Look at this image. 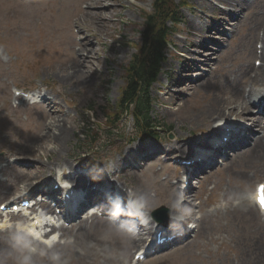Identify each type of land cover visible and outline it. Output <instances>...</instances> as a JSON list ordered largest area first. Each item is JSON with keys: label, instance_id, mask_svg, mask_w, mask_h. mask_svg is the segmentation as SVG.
Returning a JSON list of instances; mask_svg holds the SVG:
<instances>
[{"label": "rangeland", "instance_id": "obj_1", "mask_svg": "<svg viewBox=\"0 0 264 264\" xmlns=\"http://www.w3.org/2000/svg\"><path fill=\"white\" fill-rule=\"evenodd\" d=\"M178 1L184 4L180 9L183 21L176 26V32L171 36L174 47L169 46L166 50L168 58L151 92L155 98L154 112L158 119H163L165 124L172 125L170 128L172 139L184 137L180 132L182 129L178 127L180 124H185L186 146L198 145L195 148H199L204 144L207 133L195 130L202 127V123L211 122L213 119L207 114V109L214 106L208 103V99L214 97L218 91L215 81L220 80L223 75L231 79L246 62L252 66L256 59L260 62L253 49H257V52L259 50V43L255 39L259 27L264 23V0L252 4L251 14L250 12L247 14L245 10L240 13L239 21L234 23L231 33L227 36L221 32L219 40L221 44L217 46H214L213 42L206 44L208 49L203 50L211 51L206 56L201 55L197 44L202 42L203 38L215 37L212 31L222 23V18H217V15H220L219 11L213 8L211 2L217 0H173V3ZM150 4L151 0H103L98 4L78 2L81 18L87 24V29L92 32L97 28L100 30L99 41L89 46L93 51V57L86 60L91 63L88 67L81 64L60 65L57 60L56 63L44 65V68L38 66L30 71L26 70L25 62L20 60L18 53L24 54L27 58H35V54L30 50L33 45L29 47L26 44L32 36L29 31L33 35L38 31H46V35H50L46 23L54 17L53 14H56L57 10H54L52 2L48 0L41 2L14 0L3 7L0 5V202L22 194L18 188L24 179L22 172L25 168L30 171V177L34 178L31 182L34 183L48 177L46 163L49 159L55 168L61 162L70 161L77 164L83 162L81 156L78 158L73 156L74 145L84 130L82 120L85 118L92 123L103 121L106 112L103 103H111L119 96L125 83V70L123 72L120 65H124L135 50L143 19L141 9L148 11ZM230 10L233 11L231 8ZM104 16L108 21H104ZM33 24L36 26H32ZM72 29L73 27H70L69 31ZM89 39L94 40L92 36ZM124 39L128 41L125 42ZM205 57H210L211 60H208L210 62L203 61ZM201 62L209 64L206 69H198ZM69 67L78 70L64 72V69L70 70ZM183 74L187 76H182ZM14 85L23 89L43 87L50 106L54 105L67 112L63 122L70 135L65 143L59 139L38 141L30 137L31 127L38 124L40 113L37 107L30 105L29 102L14 98L12 93ZM179 97L182 99L179 101L178 110L171 112L170 105L166 102L171 103ZM88 105H91L94 111L87 110ZM123 123V130L128 136L126 142L131 148L140 149L155 142L154 139L149 138H132L135 134L132 132L130 117H127ZM98 126L102 125L98 124ZM53 132H56V129ZM167 133L168 128L163 130L164 136L159 140H172L167 137ZM50 134L53 137L52 132ZM115 142L119 143V140ZM109 160L110 158L108 162ZM233 162L212 173L209 183L204 186V190L208 193L210 190L215 191L217 196L213 197L212 202H208L205 192L200 193V188L198 189V198L195 197L194 204L200 210L198 214L201 222L194 242L179 251L167 249L148 260V264H226L227 261L236 259L241 246L245 245L241 241L234 243L235 230L240 238L244 235L249 240L244 241L246 244L255 246L253 248L255 251L250 256L253 258L245 259L251 260L249 264H257L255 261L259 259L257 255L259 243L254 235L247 233L249 225L244 219L226 213L223 208L229 202H242L248 198L254 184L264 180V155L262 153L256 155L248 151L240 155L239 160ZM39 166L44 167V174L36 172ZM93 171L100 174L103 168H93ZM150 172L154 177V170ZM172 172V168H164L159 176L170 181ZM151 181L161 183L158 178H152ZM148 193L152 196L150 191ZM155 206L153 205L152 210ZM12 235L15 236L14 232ZM219 235L225 242L222 247L217 243ZM27 239L29 248L35 250L32 241ZM86 240L90 242L86 252L79 257L73 255L66 264H119L121 258L128 259L126 253L122 252L129 241V236L124 241L119 235L109 233L106 235L100 230H95L89 237L86 236ZM62 241L59 239L58 242ZM29 248L24 249L29 250ZM53 253L51 252L50 256ZM24 256H26L25 252L20 254L18 247H12L10 243L0 246V264H19V260ZM258 264H264V259Z\"/></svg>", "mask_w": 264, "mask_h": 264}, {"label": "bare ground", "instance_id": "obj_2", "mask_svg": "<svg viewBox=\"0 0 264 264\" xmlns=\"http://www.w3.org/2000/svg\"><path fill=\"white\" fill-rule=\"evenodd\" d=\"M13 0H0L1 7L3 5H6L7 3L11 2ZM230 5L236 6L237 8L241 9L242 6L245 4L243 0H224ZM64 16L70 21L72 25H78L81 24V20L78 17V8L72 7L68 3H64L62 5ZM108 21L107 18H104V21ZM261 35H257L256 38L261 42V50L259 54V58L261 60V64L255 68L253 66H250V64H245V66L239 70L237 73L234 74V76L231 79H227V77H223L221 80H218L215 82L216 90H218L214 97H210L208 99V103L214 104L213 107H209L207 109V114L213 118L212 123L216 119H225L229 116H233L235 118H240L242 120H249L251 125L256 126L255 128H258L259 132H255L253 138H252V144L249 145L248 150L251 152H255L256 155L259 153H262L264 155V125H261L262 117L260 114L262 110H264L261 105L263 97H264V27L261 28ZM43 36H39L37 39L33 40L32 43H38L43 40ZM73 40H69L68 42L61 41L60 42V57L57 59H48L46 60V55L43 58L37 59L35 62L37 66H44L46 64H52L56 63L58 60L62 64H67L72 59L73 55ZM86 43H79V49L77 51L84 50L87 55H91L92 52L86 48ZM79 63H82L84 67H88V64L90 61H83L78 60ZM70 70L66 71H73L76 72L77 68H71ZM70 73V72H66ZM60 76V75H57ZM245 84V85H243ZM243 85V86H242ZM249 85L248 88L245 86ZM257 99L255 102L251 99ZM40 105L41 102H39ZM206 105V104H204ZM258 107L257 114L249 115L252 111V108ZM207 106V105H206ZM205 106V107H206ZM65 115L60 111L59 109H47L46 111L42 110V115L38 118V124L34 127V131L31 134L32 139H37L38 141L42 140H62L65 141L68 139L70 132L67 130V126L64 124ZM210 122L208 123H202V126H209ZM54 129H56V132H53ZM261 130V131H260ZM234 130H227L224 129L221 131L223 134H227L229 136V140L226 142H221L218 144L216 148L211 149L210 154H221L222 150L227 147H234L239 146L240 144H233L231 142V139L234 137H237V135L233 132ZM53 137L51 136V133ZM247 132V135H246ZM258 134V135H257ZM251 135L250 131L248 129H245L244 133L242 135H239L243 141L244 138H248V136ZM51 136V137H50ZM53 138V139H51ZM167 146L170 149H178L179 145L177 144V140L171 141L167 143ZM52 158V157H51ZM61 164V163H59ZM67 164V168L72 170V166L69 163ZM49 165V164H48ZM118 163L117 161L112 162L110 168H117ZM193 167H190L187 169V173L190 174L192 172ZM39 171V170H36ZM111 173V172H110ZM53 175L52 173L50 174ZM65 175V174H62ZM90 175V174H89ZM26 178L27 181L26 185L24 186V189L27 190V193L31 194L33 191L37 189H43L39 187H34L31 183V177L30 173L26 171ZM70 176V173L68 174ZM89 186H93L92 184H89ZM82 196L79 199V201L76 203L75 209H73L70 213L67 214L68 218H72L76 212L81 209L84 205L87 203H91L95 196L99 193L97 189H91L88 186L83 188L82 190ZM49 197L54 198V193H52V190L46 189V193ZM185 196V192L182 191L180 197ZM178 196L174 194V190H166V189H159V194L157 195L156 199H150L146 197L147 205H152L156 200L163 199L165 202L169 203L171 199H173L174 202L177 201ZM211 199H213V194L211 195ZM171 211L174 213H181V208H172ZM226 211L229 212V207L226 208ZM231 212L239 217H243L246 222L249 224L250 227L253 228V230L248 231L249 235H258L264 236V219L261 220V223L254 222V220L259 216L257 210L255 209V206L253 202H251L249 199L245 202V207H241L240 203L237 202L236 205L232 207ZM90 221L87 220L79 221L76 224H72L69 227L62 228L60 227L59 230L61 231V235H69L72 233V230L74 227H76V233L74 235V238H76L79 235H82L83 237L85 234H88L91 231V228L95 226V224H98V221L96 217L91 216ZM94 226L92 227V225ZM33 224L30 226V230H33ZM137 229H139V226H136ZM51 232L52 229H50ZM180 231H183L181 235H175L176 241H182L184 238H180L183 236H186V231L184 229H181ZM48 235V234H47ZM46 235V236H47ZM170 235V233L168 234ZM172 236V235H171ZM173 237V236H172ZM174 241V239H173ZM175 242V241H174ZM7 243H13L12 239L1 237L0 238V246H5ZM259 243V242H258ZM89 246V243L87 241H83L81 239H73L72 242H66L63 244H55L52 245V250L56 251V254H58V264H66L65 261L68 257L74 253H77L79 255H83L87 248ZM139 246V245H138ZM36 247L39 249L40 246L36 245ZM255 246L253 244L247 245V250H243L241 255H237L236 258L239 256V261L241 264H249L251 260H246L245 258L250 257L251 254L254 253ZM259 252L257 255L259 256V259L255 262L260 263L264 259V245L262 243H259ZM38 250L36 249V252L34 254H31L30 257L32 261L34 260H45L48 257L49 250L46 249L45 253L43 255L38 254ZM253 257H250L252 259ZM234 259V258H233Z\"/></svg>", "mask_w": 264, "mask_h": 264}, {"label": "trees", "instance_id": "obj_3", "mask_svg": "<svg viewBox=\"0 0 264 264\" xmlns=\"http://www.w3.org/2000/svg\"><path fill=\"white\" fill-rule=\"evenodd\" d=\"M170 5L171 0H154L151 14L145 17L144 41L125 68L126 86L122 92L123 99L135 101L138 107L143 105V108H147L148 87L160 69L166 34L165 21L167 18L174 20L176 15L175 9H171ZM140 94L145 95V100Z\"/></svg>", "mask_w": 264, "mask_h": 264}, {"label": "clouds", "instance_id": "obj_4", "mask_svg": "<svg viewBox=\"0 0 264 264\" xmlns=\"http://www.w3.org/2000/svg\"><path fill=\"white\" fill-rule=\"evenodd\" d=\"M27 103V101H26ZM58 167H63L65 169H67V164L65 162H61V164L58 165ZM249 200L252 199V196L251 194H249ZM183 196L181 197L180 200H177L173 205H171L168 209V221H169V233L170 235L172 236H175V235H181L183 233V231H180V232H177L176 231V224H175V221H184V216L181 215V216H173L172 215V211L171 209L172 208H177V209H180L183 207V205L181 204V200H183ZM137 209H143L145 207L144 205V202H139L137 205H136ZM151 211L152 209L149 211V221L151 223V232L147 233L146 236H150V235H154L155 233V229L158 227V222L155 221L154 217L151 215ZM186 214L187 215H191L192 213V209L191 208H187L186 210ZM121 214V207H120V204L117 200V202L114 204L113 206V212H112V215L113 216H116V215H119ZM184 226L185 227H188V228H191V227H194L195 225L191 223V221H187L184 223ZM14 241L16 242V244L14 246L16 247H20V248H29V245L28 243L26 242V240L24 239V237L20 236L19 234L15 235L13 237ZM29 251H32V249L29 248ZM41 255H43V253H41ZM49 259L53 262V264H56V262L58 261L59 259V256L58 254L56 253H53L51 254V256L49 257ZM19 264H33V261L31 259L30 256H24L22 259L19 260Z\"/></svg>", "mask_w": 264, "mask_h": 264}]
</instances>
